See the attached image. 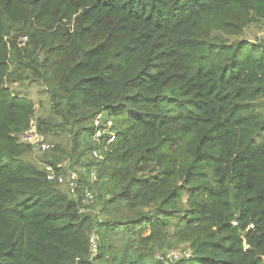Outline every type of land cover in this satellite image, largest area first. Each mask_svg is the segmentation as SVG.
Listing matches in <instances>:
<instances>
[{"label": "trees", "instance_id": "obj_1", "mask_svg": "<svg viewBox=\"0 0 264 264\" xmlns=\"http://www.w3.org/2000/svg\"><path fill=\"white\" fill-rule=\"evenodd\" d=\"M261 20L264 0H0V264H264V45L240 38ZM24 72L75 128L73 195L60 155L24 159Z\"/></svg>", "mask_w": 264, "mask_h": 264}, {"label": "rangeland", "instance_id": "obj_2", "mask_svg": "<svg viewBox=\"0 0 264 264\" xmlns=\"http://www.w3.org/2000/svg\"><path fill=\"white\" fill-rule=\"evenodd\" d=\"M242 39H246L252 43L256 44H262L264 45V20H261L259 22L253 23L250 26H248L242 35L240 37ZM25 39H22L20 41V47L22 49L25 48L23 42ZM8 86L13 90L14 92H19L24 97H27L28 99H31L35 105H36V116L35 118L37 120L43 119L47 126L50 127V129H53L51 132L46 133L48 140L51 144L56 146L55 151H50L47 153H42L40 151H37L33 149L31 153L26 155L24 157L27 161H34L39 164L40 167H42L41 164H45L48 160H51L50 158L52 155L57 154L61 157V164L64 167H70L72 162L70 163L68 157L70 156L72 152V142H71V135L75 131V128L72 129V127L66 128V126L61 127V120L54 114L51 104H50V98L49 94L47 92V88L43 85L41 81H34L33 76L30 75L29 72H24L22 74V78L18 79L16 82L9 83ZM60 165V164H59ZM58 165V166H59ZM81 164L80 162L70 167L71 172H78ZM92 171L96 169V167H92ZM63 170V169H62ZM70 172V173H71ZM58 176L61 178V181L59 183L64 185V189L67 192V190L73 195V192L68 189V178H65L63 175V172H59ZM79 176V175H78ZM94 188V187H93ZM95 190V191H94ZM97 194V189H92V192L89 191L88 193L94 197L95 193ZM94 203H91L86 207V211H90L89 213H92L93 215L98 213V208H100V205L96 204L94 207L92 206ZM99 215V214H96ZM186 248L183 247V249L178 250H172V251H164L162 253H157L155 257L161 261H164L166 263L171 262L178 257H182L183 255L187 254L189 256V251H186Z\"/></svg>", "mask_w": 264, "mask_h": 264}, {"label": "built area", "instance_id": "obj_3", "mask_svg": "<svg viewBox=\"0 0 264 264\" xmlns=\"http://www.w3.org/2000/svg\"><path fill=\"white\" fill-rule=\"evenodd\" d=\"M94 127H95V133L93 135V141L94 143H96V145H98V148L94 149L93 155L95 158L103 159L101 150L99 149L101 148L102 140L107 139L108 144H111L116 137L113 131V122L112 120L107 119L106 115L102 112L95 117ZM15 136L19 142L31 145L33 149L40 151L42 153L49 151L54 147V145L48 141L47 137L38 130V122L36 118L31 119L27 130ZM63 165H59L57 166V168H60ZM47 171L49 172L48 173L49 180L61 181V178L58 176V173L54 167L48 166ZM78 181H79L78 173L71 172L68 180V189L73 193L76 192V189L78 187ZM87 198L88 200L86 201V203L89 204L92 201L93 197L88 193ZM90 244H91L92 257L95 258L97 256V251H98V238L95 237L94 235H91Z\"/></svg>", "mask_w": 264, "mask_h": 264}]
</instances>
